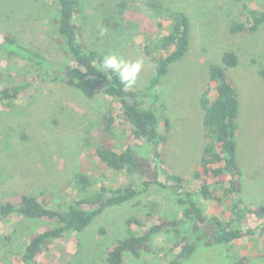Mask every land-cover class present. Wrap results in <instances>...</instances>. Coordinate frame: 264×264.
I'll use <instances>...</instances> for the list:
<instances>
[{
    "label": "rangeland",
    "instance_id": "1",
    "mask_svg": "<svg viewBox=\"0 0 264 264\" xmlns=\"http://www.w3.org/2000/svg\"><path fill=\"white\" fill-rule=\"evenodd\" d=\"M166 9L187 14L191 44L184 59L164 77L159 87L161 100L153 104L159 110L158 131L167 135L161 148L164 166L183 177L189 187L196 186L193 174L200 169L206 143L199 98L211 86L209 68L221 65L225 52H234L238 65L226 73L240 103L236 158L244 198L252 209L249 224L258 226L262 223L260 208L264 207V77L260 75L264 67V25L252 34H232L230 26L244 20L248 9L264 10V0H78L79 40L105 55L115 53L129 61L141 59L143 67L133 87L148 93L154 65L145 55L143 44L168 33ZM56 17L51 0H0V40L7 34L16 37L68 75L66 68L72 64L58 36ZM36 74L27 61L8 58L0 50V90ZM52 78L45 76L12 105L0 102V204L31 195L51 208H65L81 198L74 185L80 174L93 181L92 191L138 186L137 175L112 172L95 155L101 118L109 113L117 116L118 104L99 91L93 98H86L78 89ZM164 114L170 123L168 133ZM128 130L116 127L118 149L124 147ZM136 144L138 155L152 158L148 144ZM202 207L220 214L215 204ZM149 214L154 219L179 220V235L196 239L191 231L193 222L180 219L181 207L175 196L168 189L153 188L130 202L105 208L82 232L53 241L35 264H107L108 250L130 235L142 234L151 224ZM131 219L140 223L129 224ZM56 226L53 220L20 218L0 224V264H20L31 239ZM180 240L176 232L164 229L150 238L139 257L126 253L123 264H168L167 256ZM203 241L182 264H264L261 233L230 244L207 246Z\"/></svg>",
    "mask_w": 264,
    "mask_h": 264
},
{
    "label": "trees",
    "instance_id": "2",
    "mask_svg": "<svg viewBox=\"0 0 264 264\" xmlns=\"http://www.w3.org/2000/svg\"><path fill=\"white\" fill-rule=\"evenodd\" d=\"M51 2L57 12L55 26L58 36L73 66L66 68L69 70L68 75L66 71L61 73L38 50L7 34L0 40V50L8 58L27 61L37 70V74L31 78H19L0 90V102L8 101L12 105L13 100L35 83L43 81L45 76H52L53 80L78 89L89 99L98 91L103 93L118 104L119 113L117 116L110 113L102 116L96 132L95 155L108 170L137 175L140 183L138 186L128 184L120 188L101 187L99 191H92L93 181L89 176L80 174L75 178L74 185L81 198L65 208H51L31 195H22L18 200L0 204V224L13 218L26 221L53 220L57 223L56 227L40 232L31 239L23 251L20 264H35L36 258L53 241L67 234L82 232L105 208L130 202L137 195L150 192L153 188L168 189L175 196L177 205L181 207L180 219L193 222L191 231L197 235L196 239L179 235V220L154 219L149 214L148 221L151 224L148 228L142 234L130 235L109 249L105 255L107 264H123L126 253L139 257L147 249L150 238L164 229L176 232L181 238L172 250L173 253L167 256L168 264H182L194 254L202 240H205V245L213 246L230 244L258 233L264 235V207L260 208L262 223L258 226L249 224L252 209L248 208L244 198L242 172L236 158L240 103L226 70L238 65V56L232 51L225 52L222 64L209 68L211 86L199 98L206 143L202 149L200 169L193 174L196 186L191 188L183 177L170 173L164 166L161 148L167 141V135L158 131L159 118L156 111L159 110L153 108V104L161 100L159 87L164 77L189 51L191 26L187 14L181 10L166 9L170 21L168 33L143 44L145 55L154 65V75L147 87L148 93H142L133 86L125 87L115 74L103 69L101 61L105 54L79 40L78 0ZM262 25L264 10L248 9L244 20L231 24L230 32L252 34ZM260 75L264 77V67ZM163 119L165 132L168 133L170 123L165 114ZM117 124L129 129L122 149L117 148L114 140ZM137 141L150 146L151 159L138 155L135 150ZM206 203L219 206L220 214L207 212L202 207ZM128 223L138 225L140 222L131 219ZM4 239L6 241L8 238Z\"/></svg>",
    "mask_w": 264,
    "mask_h": 264
},
{
    "label": "clouds",
    "instance_id": "3",
    "mask_svg": "<svg viewBox=\"0 0 264 264\" xmlns=\"http://www.w3.org/2000/svg\"><path fill=\"white\" fill-rule=\"evenodd\" d=\"M101 67L115 74L125 87H132L143 67V61L141 59L129 61L115 53H109L102 57Z\"/></svg>",
    "mask_w": 264,
    "mask_h": 264
}]
</instances>
